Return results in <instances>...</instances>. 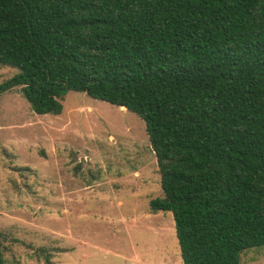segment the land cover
I'll use <instances>...</instances> for the list:
<instances>
[{
	"label": "trees",
	"instance_id": "obj_1",
	"mask_svg": "<svg viewBox=\"0 0 264 264\" xmlns=\"http://www.w3.org/2000/svg\"><path fill=\"white\" fill-rule=\"evenodd\" d=\"M0 66L37 115L75 91L144 122L182 264L264 247V0H0Z\"/></svg>",
	"mask_w": 264,
	"mask_h": 264
},
{
	"label": "rangeland",
	"instance_id": "obj_2",
	"mask_svg": "<svg viewBox=\"0 0 264 264\" xmlns=\"http://www.w3.org/2000/svg\"><path fill=\"white\" fill-rule=\"evenodd\" d=\"M16 68L0 66V86ZM37 115L21 87L0 94V233L5 264H182L145 124L67 91ZM239 264H264V247Z\"/></svg>",
	"mask_w": 264,
	"mask_h": 264
}]
</instances>
